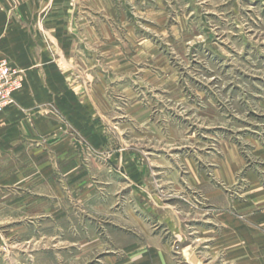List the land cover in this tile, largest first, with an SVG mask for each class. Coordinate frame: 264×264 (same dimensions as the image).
<instances>
[{"label":"rangeland","instance_id":"rangeland-1","mask_svg":"<svg viewBox=\"0 0 264 264\" xmlns=\"http://www.w3.org/2000/svg\"><path fill=\"white\" fill-rule=\"evenodd\" d=\"M0 55V264H264V0H0Z\"/></svg>","mask_w":264,"mask_h":264},{"label":"built area","instance_id":"built-area-1","mask_svg":"<svg viewBox=\"0 0 264 264\" xmlns=\"http://www.w3.org/2000/svg\"><path fill=\"white\" fill-rule=\"evenodd\" d=\"M22 84L19 70L7 58L0 56V114L14 102V94Z\"/></svg>","mask_w":264,"mask_h":264},{"label":"crops","instance_id":"crops-1","mask_svg":"<svg viewBox=\"0 0 264 264\" xmlns=\"http://www.w3.org/2000/svg\"><path fill=\"white\" fill-rule=\"evenodd\" d=\"M1 56V55H0ZM29 92V91H28ZM44 95H43V99H44V101L45 100H49L50 99V97L52 96V94H51V92H46V91H41ZM29 94V93H28ZM28 94H27V90L25 91V89L23 90V91H17L15 94H14V96H15V98H16V100L17 101H19V103H26V101H28ZM6 112V113H5ZM3 113H5L4 114V118L5 119H8L7 121H11V119H13V111H12V109H8V110H5ZM3 113H1V114H3ZM0 114V115H1ZM7 123H10V122H7Z\"/></svg>","mask_w":264,"mask_h":264}]
</instances>
